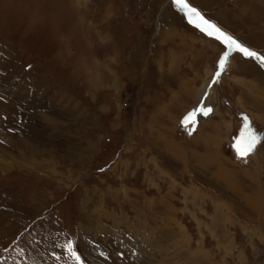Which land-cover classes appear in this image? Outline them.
Masks as SVG:
<instances>
[{"label":"rangeland","instance_id":"rangeland-1","mask_svg":"<svg viewBox=\"0 0 264 264\" xmlns=\"http://www.w3.org/2000/svg\"><path fill=\"white\" fill-rule=\"evenodd\" d=\"M187 2L264 55V0ZM224 51L173 0H0V264H140L131 221L166 264H264V141L233 147L264 70L233 52L199 100Z\"/></svg>","mask_w":264,"mask_h":264},{"label":"snow or ice","instance_id":"snow-or-ice-1","mask_svg":"<svg viewBox=\"0 0 264 264\" xmlns=\"http://www.w3.org/2000/svg\"><path fill=\"white\" fill-rule=\"evenodd\" d=\"M174 6H179V10L186 16L189 23L195 21V26L205 35L210 38L216 39L221 43L226 51L223 52L220 60L218 62L219 70L216 72V77L218 78L221 74V71L224 69L228 57L233 53L237 52L241 54L244 58L254 59L261 65H264V55L258 54L256 51L251 50L250 48L241 44L237 39L229 35L227 32L223 31L216 24L204 18V16L199 12L198 9L192 7L187 0H173ZM202 114L208 115L211 112V109L201 110ZM196 113H190L184 120V124L187 125L189 122L194 123V117ZM191 134V133H189ZM264 141V137L259 136L254 131L251 123L248 118L244 119V127L241 130L240 136L238 137L236 143L233 145L237 157L240 159H246L250 154H252L259 143ZM68 250L71 252L74 259L79 261V257L75 255V252H72L71 242L67 245Z\"/></svg>","mask_w":264,"mask_h":264},{"label":"bare ground","instance_id":"bare-ground-1","mask_svg":"<svg viewBox=\"0 0 264 264\" xmlns=\"http://www.w3.org/2000/svg\"><path fill=\"white\" fill-rule=\"evenodd\" d=\"M195 22V21H194ZM233 54V53H232ZM231 54V55H232ZM231 55L228 57V60H227V62H226V65H225V67H224V69L221 71V74H220V76L217 78L216 77V72L219 70V68H218V65H217V68H216V70L214 71V73L213 74H211V75H207L208 76V78H207V80L206 81H204V84H203V86H202V88H201V92H200V98H199V100L202 98V99H205V101L207 102V101H210L211 99H212V95H213V92H214V90H215V86H216V83L220 80V77H222V75L224 74V72L226 71V67H227V65H228V63H229V61H230V58H231ZM259 65H261L260 63H259ZM260 67H262V69L264 70V65H261ZM165 142V141H164ZM163 142V143H164ZM170 143V142H169ZM172 144V143H171ZM161 146V145H160ZM167 149V148H166ZM169 149V148H168ZM172 149H174V148H172ZM206 149H207V147H206ZM175 150V149H174ZM169 151V150H168ZM178 150H176V152H177ZM180 156H181V154H180ZM208 158V157H207ZM214 158V157H213ZM211 158H209L208 159V162H210L211 160H210ZM218 159H217V157L215 158V160H214V162L215 161H217ZM183 161V160H182ZM185 161V160H184ZM180 162V161H179ZM213 162V161H212ZM218 162V161H217ZM219 164V163H218ZM218 168L220 169V175H223V174H226V170L224 169V167L222 166V165H220L219 164V166H218ZM231 173V172H230ZM224 176H227V175H223V177ZM225 178V177H224ZM227 180L229 179V178H226ZM225 182V181H224ZM204 196V195H203ZM202 197V196H201ZM172 198V197H171ZM150 201V200H149ZM152 202V201H151ZM214 203V202H213ZM155 204V203H154ZM157 204V203H156ZM170 205V204H169ZM162 206V205H161ZM163 206H164V204H163ZM167 206V205H166ZM102 209V208H101ZM101 209L99 210V211H97L98 212V214L100 215L101 214ZM169 210L170 211H172V209H170L169 208ZM173 210H174V208H173ZM173 212V211H172ZM175 212V211H174ZM156 214V213H155ZM153 216H156V215H153ZM154 221H155V219H154ZM171 221V222H170ZM170 221H168L169 222V224H166V223H164V227H166V228H168V227H170L171 228V230L174 232V233H176V231H180L181 232V228H180V225H179V223H177L176 221H174V219L172 218ZM129 223V225L127 224V226H128V230H132V229H134V230H138V228H139V230L140 229H143L144 231H143V233H142V237L140 236V237H137V235H136V238L138 239V241H139V245L141 246V243L142 242H144L145 240L149 243L148 244V246H146V245H144V247L142 248L143 250H142V252H145V255L144 254H142V252H138V251H135V252H133V253H131L130 255V257H131V259H132V257H136L137 258V260L139 261V263L140 264H142V262L144 261V258L146 257V256H148V252H150V250H149V248L151 247V248H154L155 250H156V253H152V255L149 253V255H151L152 256V259H151V264H166L165 263V261H164V258L163 257H159V254H160V251L162 250L161 248H162V246L164 245H166V244H168V242L166 241V240H164L163 239V236H162V234H159V233H157L156 231H150V234L149 233H147L145 230H146V228H145V226H144V224H141V223H135L134 224V222H128ZM122 224H124V223H122ZM125 224V225H126ZM137 224V225H136ZM159 224V223H158ZM116 225H118V224H116ZM125 225H123V226H125ZM133 225L134 226H138V228L137 227H133ZM158 226V225H157ZM160 227V226H159ZM127 229V228H126ZM181 229V230H180ZM152 232H153V235L154 236H152V238L150 237V235H152ZM117 236V235H116ZM150 237V238H149ZM118 238H119V236H118ZM118 238H116V241H118V242H124V241H122L120 238L118 239ZM120 240V241H119ZM137 241V242H138ZM83 243V242H82ZM81 243V245L83 246V248H84V246H85V248H86V244L84 243V244H82ZM119 244V243H118ZM137 244V243H136ZM128 245H130V243L128 244ZM135 245V244H134ZM138 246V245H137ZM134 247V246H133ZM136 247V246H135ZM150 248V249H151ZM153 249V250H154ZM164 249V248H163ZM105 251V250H104ZM113 252V251H112ZM198 252V251H197ZM143 255V257L141 256L140 257V255ZM197 253L195 252V255H196ZM199 254V253H198ZM161 255V254H160ZM168 255V254H167ZM199 256H202V257H204L205 258V256L204 255H200L199 254ZM157 257H158V259H157ZM167 259V258H166ZM176 259V258H175ZM194 259V258H193ZM170 260H172L171 262H173V261H175V260H173V259H169L168 260V264H171L170 263ZM196 260L197 259H195V260H193L194 262H196ZM191 261V260H190ZM193 261H192V264H193ZM113 262V261H112ZM132 262L134 263L135 261L132 259ZM146 262V261H145ZM177 262V261H176ZM114 263V262H113ZM147 263V262H146ZM173 264H175L174 262H173ZM199 264H201V263H199Z\"/></svg>","mask_w":264,"mask_h":264},{"label":"crops","instance_id":"crops-1","mask_svg":"<svg viewBox=\"0 0 264 264\" xmlns=\"http://www.w3.org/2000/svg\"><path fill=\"white\" fill-rule=\"evenodd\" d=\"M235 74L236 75H239V73L238 72H235ZM232 79V78H231ZM231 82H233V83H231ZM231 82H230V85L232 84V86H235L236 88H235V90H236V95L238 96V90L239 91H241V92H245V93H247V91H246V89L243 87V86H241V85H239V84H237V83H234V81L233 80H231ZM248 94V93H247ZM249 97L247 98L248 99V101H249V103H247V104H250V105H252V107H253V111L254 112H256V114L255 115H257V114H259L260 115V107H259V105H258V102H256L255 104H254V97H251L250 95H248ZM243 98L244 97H242V99L241 100H243ZM245 99H246V97H245ZM256 110V111H255ZM254 114V113H253Z\"/></svg>","mask_w":264,"mask_h":264},{"label":"water","instance_id":"water-1","mask_svg":"<svg viewBox=\"0 0 264 264\" xmlns=\"http://www.w3.org/2000/svg\"><path fill=\"white\" fill-rule=\"evenodd\" d=\"M193 25H195V22H193L192 23ZM195 123V122H194ZM194 123H192V122H189V127H187L189 130H191V128H192V125L194 124Z\"/></svg>","mask_w":264,"mask_h":264}]
</instances>
